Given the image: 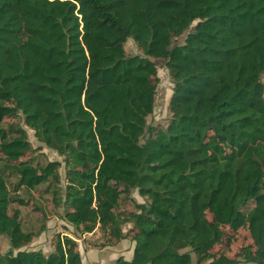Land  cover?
<instances>
[{"label": "trees", "instance_id": "trees-1", "mask_svg": "<svg viewBox=\"0 0 264 264\" xmlns=\"http://www.w3.org/2000/svg\"><path fill=\"white\" fill-rule=\"evenodd\" d=\"M155 60L166 129L148 124ZM263 76L264 0H0V264H84L68 235L23 250L46 227L37 199L101 249L134 242L115 264H264Z\"/></svg>", "mask_w": 264, "mask_h": 264}, {"label": "rangeland", "instance_id": "rangeland-1", "mask_svg": "<svg viewBox=\"0 0 264 264\" xmlns=\"http://www.w3.org/2000/svg\"><path fill=\"white\" fill-rule=\"evenodd\" d=\"M185 36H182L173 42V46L180 45L183 43ZM126 51L129 55L142 54L141 50L138 48L136 43L133 40H129L125 45ZM155 64L158 68V78L159 84L157 87L156 103L153 114L148 117V124L166 129L169 121L171 119L170 112V99L172 96L173 82L170 78L169 71L166 68L165 62L163 60H155ZM264 82V76H263ZM22 127L27 131L29 141L33 145L34 149H40L37 154L42 155L39 157V161L46 163L47 161H57L61 162L62 167L60 168V173L62 177L65 176L64 170V159L58 155V153L50 148H48L43 143L39 142L34 135V131L28 128L26 125L22 124ZM36 197V196H35ZM46 196L45 198H47ZM134 201L138 203L144 202V199L138 195L137 192L132 194ZM40 206V201L44 204V208L47 209L48 214L44 219L45 229L41 234L34 238V240L28 244L23 250H41L44 253L48 254L54 250L58 236L68 235L74 238L79 245V250L83 258L84 264H101L99 259H104L106 264H115V261L118 257L123 256L125 258H130L133 252L134 243L130 240H125L117 247H109L106 249H101L96 244L100 239V233L98 231L87 234L86 236H81L77 229L68 224L63 216V209L49 210V204L43 199H37ZM132 206V205H131ZM133 207V206H132ZM37 210L34 209H23L25 216L24 227L28 229L29 227H34L35 229L40 228V224H43L41 221L42 214H37ZM131 228V225H126L124 227V232H127ZM245 236V235H244ZM242 236L238 243L232 246L230 250L231 255H236L240 252V249L243 246H246L251 243V241L246 238L243 240ZM10 249V243L6 236H0V255L6 254ZM106 256V257H103ZM193 264H196V256L192 254ZM204 264H209L206 262Z\"/></svg>", "mask_w": 264, "mask_h": 264}, {"label": "crops", "instance_id": "crops-1", "mask_svg": "<svg viewBox=\"0 0 264 264\" xmlns=\"http://www.w3.org/2000/svg\"><path fill=\"white\" fill-rule=\"evenodd\" d=\"M124 241H125V240H123L122 242H124ZM122 242H121V243H122ZM121 243H119L118 245H120ZM133 243H134V242H133ZM118 245H117V246H118ZM117 246H116V247H117ZM134 247H135V243H134ZM108 248H109V247H108ZM104 249H106V248H104ZM133 251H134V248H133ZM80 253H81V252H80ZM132 256H133V252H132V255H131L130 258H128V259L125 258V257H124V258H125L126 260H131ZM103 257H106V256H103ZM122 257H123V256H122ZM118 258H119V257H118ZM118 258H117V259H118ZM117 259H116V260H117ZM82 260H83V258H82ZM99 261H100L101 264H106V261H105L104 259H101V260L99 259ZM83 263H84V262H83Z\"/></svg>", "mask_w": 264, "mask_h": 264}]
</instances>
